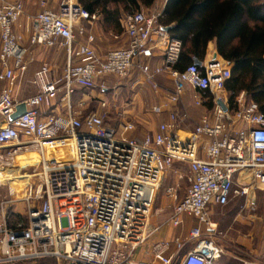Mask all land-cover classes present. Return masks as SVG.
<instances>
[{"label":"built area","instance_id":"obj_1","mask_svg":"<svg viewBox=\"0 0 264 264\" xmlns=\"http://www.w3.org/2000/svg\"><path fill=\"white\" fill-rule=\"evenodd\" d=\"M38 5L29 45L61 47L67 62L58 76L42 63L31 79L35 92L20 100L13 89L27 70L28 48L13 27L23 2L0 0V169L29 146L40 159L39 183L26 182L23 188L25 223L11 226L7 209L14 199H0V264L43 258H53L55 264H222L221 247L201 226L211 227L209 205H225L231 196L249 193L248 186L237 185V175L249 173L264 192V115L257 104L232 115L217 104L230 77L224 60L176 69L181 42L159 23L160 10L126 13L121 20L125 45L99 54L83 24L96 15L78 0H58L56 9L48 8L45 0ZM133 69L154 92L160 89L157 76L171 78L167 102L150 108L159 114L171 106L168 121L156 130L143 137L131 135L135 123L123 120L124 108L114 102L101 100L99 109L89 112L74 107L78 88L116 89L111 81L128 78ZM188 86L198 93L195 105L202 104L206 91L213 94L214 105L210 115L182 136L179 123L187 113L177 106ZM21 102L25 112L10 120ZM111 110L120 117L118 125L108 123ZM237 122L248 127H236ZM174 162L187 165L188 184L182 196L177 183L166 189L171 201L167 223L181 227L185 216L196 223L185 235L154 240L159 227L150 224L152 206ZM14 194L10 188L9 195ZM138 253L143 258H135Z\"/></svg>","mask_w":264,"mask_h":264},{"label":"crops","instance_id":"obj_2","mask_svg":"<svg viewBox=\"0 0 264 264\" xmlns=\"http://www.w3.org/2000/svg\"><path fill=\"white\" fill-rule=\"evenodd\" d=\"M45 1L48 8L56 9L58 0ZM22 2L23 13L13 27V30L14 33L20 37L21 44L28 48L25 56L27 70L23 78L26 76L28 77V75H30V78H33L34 72L44 62L53 67V74L55 76L60 75L67 62L65 50L61 47H48L52 50L47 55L35 52V49L39 48L38 46L29 45V36L33 28V18L40 10V7L38 5V0H22ZM164 3L165 1L159 8L160 11ZM124 15L125 13L121 11L119 26L103 24L100 20V16L97 15L94 20L83 23L86 32L93 36L94 40L91 44L97 53L104 54L109 49L125 45L127 38L121 26V20ZM79 40L85 42V37H80ZM33 47L36 48L29 51ZM213 58L223 60L217 53L215 44L210 42L207 45L205 57L200 62L204 64ZM226 63L229 68H231L232 64L229 62ZM22 80L19 81L13 89V95L20 100L35 92V88L32 84L29 90H20ZM156 80L160 85V89L154 92L140 81L139 72L133 69L128 78L116 84V89L102 92L103 94L111 92L116 95H118V93H123L125 100H120L118 95V100H112V103L114 102L117 107L121 106L124 108L123 120L135 123V131L130 133L133 136L143 137L145 134L156 130L159 123L168 121L167 109L171 108V106L166 107V109L159 114L151 112L150 108L154 105H161L167 102L165 93L172 88V81L167 74L157 76ZM29 81L31 83V80ZM110 86L113 85L110 84ZM196 94L198 95L193 88L188 86L181 95L177 108L180 112H186L187 118L179 123V134L186 135L199 122V119L203 115H210L211 113L214 105L213 94L210 91H206L201 95L202 104L195 105L194 100ZM221 96L226 111L231 115L250 103H256L257 106L261 105L264 107V100L256 102L245 90H233L230 87V83H225ZM260 112L264 115L262 111ZM236 127L245 128L248 127V125L243 122H237ZM235 181L237 185L248 186L249 193L247 195L231 196L228 203L225 205H209L207 207V215L211 227L205 224L202 225V232L205 236L211 238L215 244L221 247L223 254L220 258V262L222 264H239L236 262L238 260L242 261L241 258L237 256L239 251L249 254L254 259V261L250 262L244 261L243 264H264V192L261 187H257L253 184L249 173L237 175ZM186 187L187 186H185V189ZM185 189H180V191H178L179 196L183 195ZM168 207L171 209V202L168 204ZM195 223V219L187 216L183 217V225L181 227L173 228L166 223L164 227L159 228V232L156 231L158 234H155L153 239L161 240L169 239L173 235H185ZM164 228V233H161ZM147 257L148 256H145V258ZM135 258L141 259L143 258V254L138 253Z\"/></svg>","mask_w":264,"mask_h":264},{"label":"trees","instance_id":"obj_3","mask_svg":"<svg viewBox=\"0 0 264 264\" xmlns=\"http://www.w3.org/2000/svg\"><path fill=\"white\" fill-rule=\"evenodd\" d=\"M157 1L78 0L103 24L113 26H119L121 11H144ZM158 21L181 42L176 69L183 70L195 59L202 61L208 43L213 42L221 58L232 64L225 83L235 91L245 90L256 102L264 100V0H166ZM258 109L264 113V107L258 105ZM10 214L11 226L23 221L18 214ZM46 259L55 262L43 258L31 263L43 264Z\"/></svg>","mask_w":264,"mask_h":264},{"label":"rangeland","instance_id":"obj_4","mask_svg":"<svg viewBox=\"0 0 264 264\" xmlns=\"http://www.w3.org/2000/svg\"><path fill=\"white\" fill-rule=\"evenodd\" d=\"M164 1L165 0H158L157 3L153 7L148 8V9L145 8L144 11L147 13H153V12L159 11V8L161 7V5L163 4ZM35 48L36 47H33L29 51H32ZM38 48L39 49H35V52H38V54L47 55L52 50V49H50L46 46H43V45H39ZM31 78H30V75H28V77L26 76L25 78H23L21 85H20V90H23V91L29 90V88L31 86V83L29 80H31ZM120 82H122V80H117V81L113 80L112 83H110V84L113 85L115 83L118 84ZM118 95H119L120 100H122V99L125 100V98L123 97V93L122 94L118 93ZM118 95L111 93V92H109L108 94H103L101 91H99L97 89L87 90V89L78 88L76 90L75 94L73 95L72 102H73L74 107L76 109L81 108L83 111L89 112V111H94V110L99 109V105H100L99 103L102 99L108 101L109 103L112 102V100L117 101ZM80 101H83L82 105L78 104ZM119 121H120V117L118 116V114L114 113V111L111 110L110 114H109L108 123L110 125L114 126V125H118ZM33 150L36 151L33 147L29 146L26 150H22V151L18 152L14 156L12 164L10 166L6 167L5 169H7V168L17 169L19 172L18 173L19 175L25 176V177H21L20 179H17V180H22V182H24V183L28 182L34 186L37 183H39L38 173H39L40 165L38 163H35L33 165H31L29 163H20V161L17 160L18 155L26 156L28 154V152L33 151ZM179 174L181 175L180 177H178ZM186 178H187V166H186V164L175 162L171 166V168L166 171L164 179H163V181L159 187L158 193L154 199V203L152 206V218H151L150 224L153 227H159V228L164 227V224L167 223V220H168L169 216L171 215V209L168 207V204L171 201L167 197L166 189L170 185L175 184V183H177L178 191H180V189H185V186H187V184H188ZM10 182L11 181H8L7 183H5V185L0 184V199L1 198L14 199L13 202H10L8 204L7 211L8 212H15L16 214H18L21 217V219H23V221H26L25 219H26L27 205L22 200V197L24 194L23 188H24L25 184H22V186H20L21 184L15 185L14 186V190H16L15 194L11 196V195H9V189H10L9 183ZM35 204L38 205V203H35ZM164 231H165V228L162 230L161 233H164ZM158 232H155V234L157 235ZM155 234L152 235V239H153ZM237 256L239 258H241V260H242V261H239V260L236 261L239 264H243L244 261H246V262L254 261V259L249 254H247L243 251H239L237 253ZM42 262H43V264H55V262L50 260V259H46ZM19 264H32V263L31 262H28V263H22L21 262Z\"/></svg>","mask_w":264,"mask_h":264},{"label":"bare ground","instance_id":"obj_5","mask_svg":"<svg viewBox=\"0 0 264 264\" xmlns=\"http://www.w3.org/2000/svg\"><path fill=\"white\" fill-rule=\"evenodd\" d=\"M17 160L20 161V163H29L33 165L35 163H38L40 159H39L38 153L33 150V151L28 152L26 156L18 155ZM18 173H19L18 170L14 168H11V169L8 168V169H3V170L0 169V184L5 185V183H7L8 181H11L9 183L11 190H14L15 185L21 184L20 186H22V184H25V183L22 182V180H17V179H20L21 177H25V176L23 175L21 176Z\"/></svg>","mask_w":264,"mask_h":264},{"label":"water","instance_id":"obj_6","mask_svg":"<svg viewBox=\"0 0 264 264\" xmlns=\"http://www.w3.org/2000/svg\"><path fill=\"white\" fill-rule=\"evenodd\" d=\"M164 30L166 32H169L170 30V27H164ZM194 63L196 65H201V62L197 59L194 60ZM217 104L224 110L226 111V107L224 105V103L222 102V100H217ZM25 112V104L23 102L19 103L16 105V108H15V112L10 115V120H14L15 118H17L18 116H20L21 114H23Z\"/></svg>","mask_w":264,"mask_h":264}]
</instances>
